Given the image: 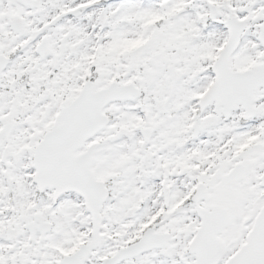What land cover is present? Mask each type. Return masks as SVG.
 <instances>
[{
  "label": "snow or ice",
  "instance_id": "obj_1",
  "mask_svg": "<svg viewBox=\"0 0 264 264\" xmlns=\"http://www.w3.org/2000/svg\"><path fill=\"white\" fill-rule=\"evenodd\" d=\"M0 264H264V0H0Z\"/></svg>",
  "mask_w": 264,
  "mask_h": 264
}]
</instances>
